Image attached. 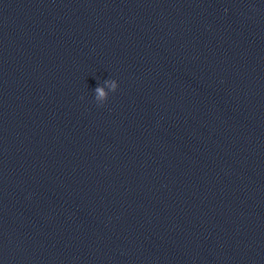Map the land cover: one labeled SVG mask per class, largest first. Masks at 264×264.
<instances>
[{
  "label": "clouds",
  "instance_id": "1",
  "mask_svg": "<svg viewBox=\"0 0 264 264\" xmlns=\"http://www.w3.org/2000/svg\"><path fill=\"white\" fill-rule=\"evenodd\" d=\"M105 84L109 86V89H110V91H112V92H115L116 89L118 88V84H117V82H116L115 80H108V81H105ZM95 91H96V93H97V96H96V98H95L96 101H97L98 103H100V104H103V103H101L100 101H103V102L106 101L107 98H108V94H109V93H106V92L104 91V89L101 88V87H97Z\"/></svg>",
  "mask_w": 264,
  "mask_h": 264
}]
</instances>
